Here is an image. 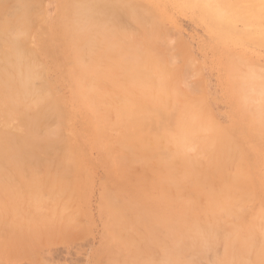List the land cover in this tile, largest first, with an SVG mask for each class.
Here are the masks:
<instances>
[{
    "label": "rangeland",
    "instance_id": "obj_1",
    "mask_svg": "<svg viewBox=\"0 0 264 264\" xmlns=\"http://www.w3.org/2000/svg\"><path fill=\"white\" fill-rule=\"evenodd\" d=\"M7 1H5L4 4L0 2V14L3 11L5 13H2L3 15H0V21H14L16 18L22 16V14L23 17H25L24 19H26V17L30 15L29 19L27 18V20H29L28 24L24 28V32L19 33V37H21L25 41L28 40L26 41L29 42L27 43V47L31 49L35 55L34 62L36 63L37 77L35 76L34 81L36 79L42 80V82L39 81L38 86L39 84L43 83L41 87H46L48 91L55 95L54 97L59 99L62 103V108L64 109L65 113L62 122L57 123L58 121L55 122L54 120H52L53 123L50 122V126L55 131L59 132L60 138L64 139L67 142H70L71 146L75 148V152L72 154L74 155V165L72 167H68L66 170L68 171L69 175L66 173L62 174L61 172L63 177L67 175V177L63 178L64 183L61 179L58 178V176H62L60 172H52V175L49 176V183H54V179L56 178L55 183H62V188H55V192L45 191L46 193H44L48 196H44V200L40 197L37 202H29L28 205L24 208V214L22 213L18 222L20 228H22L23 231H0V264H144L146 262L145 256H138L139 259L141 258L140 260H138V257H134L133 253L130 252L134 251V246L143 243L142 241L150 235L149 230H151L152 225L154 227V224H160V221H169V219H167L168 214H173L174 216H176L177 214L178 216H182V221L185 220L188 222L185 223L184 221V224L186 226L181 225L178 230L177 228H175V231H173L169 235L166 232V229L161 228L160 235L162 237L158 235V241H156V239H152L154 243H151L149 249L150 256L152 259L154 258V261H159L161 259L163 255V244L165 245V242L167 244L171 242V240L167 241L169 236H176L177 238L181 237L183 240H185V237L188 238H186L184 242L182 240V248L183 250L185 249L184 251L182 250L185 254V262H190L191 264H222L221 260L224 258L226 249L228 247L226 245L228 236H230L228 239L232 240L234 229L236 227H239L240 229L242 228V230H244L243 228L247 229L252 225L253 220L256 219L255 217H257L258 219L256 220V224H258L259 226L257 227V230L254 231V233L256 234V240L261 237L259 239V243L261 244V242L264 240V126L260 128L256 124H254L252 120H254L256 109L264 105V100L262 99L261 101V96L258 93H248V82H242V80L248 81L247 78L249 79L251 74L260 75L261 78L255 76L256 79L254 81L255 83L257 82L256 85L258 86L255 87V83L251 86L254 85L253 87H255V90L258 87H264V0H121V2H119L120 0H104L105 2H103V4L105 3L108 5L107 2H109L111 3L109 4L110 7L112 4L113 6L116 5L117 10L118 6H121H119V10L120 8L122 9L120 11H117V13H121L119 16L121 19L117 20L122 22V25L120 24L121 26L125 24L124 27L126 29L123 27L121 28V26L119 27V29L118 27L116 29L115 25H112L113 21H117L113 19H116L117 17H110L111 14H108L109 16L107 17V12L109 13L108 5V9H106V7L104 9L105 11L102 10L100 12L98 11V9H96V12H99L94 13V16H97L98 14L96 18L97 21L93 16L90 21H95H92V24L89 25V29L82 35V41H95V47H92L91 50L84 49V51L81 50L78 52L68 44L63 45L61 43H58L54 48V50H56L54 51L53 49H51L50 53L47 54L44 48L41 46L42 40L54 39L59 36L62 30L64 31L65 36L70 35L69 30H65L63 24L65 16L69 14V0H30V7L32 10L30 9L31 11L26 14H24L25 11L20 8L22 5H18L17 1L14 0L15 2H17V4L12 2L13 0H9V2ZM87 1L92 2L91 0ZM87 1L78 0V3L80 4V6L84 7L85 4H87ZM115 1L116 4H114ZM117 3H119V5ZM9 4L11 5V8L8 7V10H6V6H9ZM208 5L220 7L228 12L227 14L229 16V19L226 15L225 18L226 21H230L231 24L229 25L231 27V30L227 26V22H224V26L219 25L216 22H212L211 15L207 12ZM13 6L15 7L13 8ZM114 7L110 8V10L112 8V10H114L113 15H115ZM129 8L135 9L137 11L136 13L140 14L141 16L143 15L145 17L144 20L147 19L145 23L141 25L142 27L140 26V24L144 22V20L141 21V23H138V21L136 20L135 22L133 18L134 12L131 13V9ZM1 9H3L2 12ZM100 9L101 8H99V10ZM9 10L10 12L13 11V13H9ZM19 13L20 16H18ZM16 15L18 17H16ZM102 15L104 16L103 18L101 17ZM118 15L119 13L117 14V16ZM128 15H131V17H129ZM9 16L10 18L7 19ZM111 19V23H105V20L106 22H110ZM100 21H104V26H98L101 23ZM115 22L113 24H115ZM111 26H114V28H111ZM128 26L131 30L128 29ZM157 29H161V31H163V35L161 36L160 34V38H158V40L156 38L159 36L157 32L160 31ZM154 30L156 35L158 36L153 35ZM117 31L119 33H117ZM122 31L123 34H126L123 35ZM97 36L99 38L95 39V37ZM126 36L128 37L126 38ZM137 36L138 38L136 39ZM130 37H135V39H131ZM128 39H130V41ZM121 41L123 45H121ZM129 42L131 44H129ZM158 42L160 43L159 45H157ZM124 45H126V48ZM114 46L117 47L114 51L118 52V55H115V52H111L110 50L112 47L114 48ZM107 47L110 51L107 50L106 52L105 49H107ZM97 50L99 51V54H97ZM143 51H146L147 58H144L145 55L144 57L141 55L142 53H144ZM147 51L152 52V54L147 53ZM103 52H105L106 54V56L103 55L104 57L101 59L104 63L100 62L101 56H99L101 54H104ZM109 52L110 54L112 53L113 56L107 54ZM133 52H135L136 55H139L138 53L140 52L143 60L147 59L148 61H150V63L147 62V64L145 63L146 61H142L140 63L141 60H139V58L137 59V65L133 66L135 64L134 61H132L133 58L130 60L132 63L129 62L128 59L129 54V57H131L132 54L134 55ZM159 54H164V56H159ZM114 55L116 56V58H114ZM86 58L87 60H84ZM35 60H37V62ZM38 61L41 64V67L37 66ZM110 61L111 65L113 63L112 66L110 65ZM126 61H128L131 66L126 65ZM97 62H99V70L97 67ZM158 62L163 64L158 65ZM95 63L97 64L95 65ZM100 63L105 64V66L102 67ZM108 63L109 65H107ZM120 63L122 66L120 65ZM142 63L145 65L141 66ZM155 65L156 68H153L154 70H150L151 76H149L148 79H144L142 81L136 78L137 80L135 81V79L131 77L133 76V70H138L135 68H139L142 71L148 72V69H150L151 67H155ZM109 66H111L112 68ZM116 66L118 69H120L118 70ZM160 66H162L163 69ZM160 68L162 73L159 70ZM83 74V78L79 77V75L83 76ZM85 75L87 78H85ZM38 80H36V82ZM44 80L46 81V84H44ZM125 81L127 83V86ZM36 82H34L35 86H37ZM92 82L94 84H92ZM166 82L168 84H166ZM97 83L100 87H96L98 86ZM101 84H103V86H101ZM244 84L246 90L242 89ZM160 85H162L163 87ZM48 86L50 89L48 88ZM145 87H148L149 91H151V89L153 88L154 90L152 91H156V95H159L158 93L160 92V89L162 90V88H166V90L163 89L164 99H166L167 102H170L171 100V104H169V102L167 104V106H169L170 108L168 107L166 109V111H168V114L170 115V120L168 122H163L161 118H158V114L160 115L159 106H162L161 108L163 109L165 100L163 99L162 102H159L157 99H155V103L154 101H152L153 97H156L155 93H153L152 91L149 93L148 91H146L147 89ZM174 88L176 90H174ZM81 90H83L84 92H92L94 95L92 97V100L96 97L99 98H96L95 103L92 102V104H90L89 102H86L81 98L82 95L79 93ZM143 91L145 92L142 93ZM176 92L178 95L176 94ZM142 94H145L146 96ZM148 94L152 95V97ZM249 94V99H245L246 95ZM118 95L122 96L120 97ZM124 95H126L127 97H123ZM117 96L120 97L122 101L125 98H128L134 103L139 102L140 105L142 103L149 105L150 107H146L145 105L143 106L145 109L147 108V112L149 111V120H156L153 122L154 124L151 122V124L153 125H150V122L148 120L149 124L147 123V127H139L137 124L131 123L128 120L118 121V116L115 114V111L118 107H120L121 103H119L120 99ZM149 97H151V99H149ZM156 98L159 99L160 96H157ZM262 98H264V94L262 95ZM241 100L243 101L245 108L242 105ZM149 101L152 102V105H154L152 106ZM157 103L159 106H157ZM160 103H163V105H160ZM108 107L109 110L107 109ZM153 107L155 109H153ZM110 108H112L113 110ZM253 111L255 112L252 113ZM193 112L201 115L202 118L199 117V119H202V121H198V123L202 124H199L201 126V131L198 133V135L200 134L198 140L199 142L196 141L198 142V144L196 143L194 148L192 146V148L186 153L187 156L192 160L187 158L188 161H184L183 158H185L186 156H180L181 159L180 157H178V161L177 159L175 160V158H173L178 153L176 150L177 147L174 143H171L174 150L171 149V145L168 144L173 139L168 138V135L165 139L162 138L161 142L163 143L164 140H166L164 142L168 141V143L165 145H167L169 149H166L167 146H165L164 143L162 145L159 144L157 155H155V157L153 155H150L151 161L145 160L149 159L147 158V154H145L144 161L138 160L139 162L137 160L132 161V158H123L127 157V153H124L122 148H120V145L123 142L129 144L134 142L135 140H138V138L141 136L155 138L156 136L160 135L161 124L163 126L167 125L168 131L171 130L170 132L172 133L174 131H177V134H179V131L176 127V122L184 115L186 116L188 114L189 116H191ZM13 114L12 118L13 120L15 119L14 121L10 119L11 117L8 114L0 115V126L13 133L17 132L18 134H21L25 132L24 125L20 119V116H17L18 113L14 115ZM3 115L6 120L4 119ZM158 120H160V122ZM155 122H159V125H155ZM168 124L171 126L174 124V126H172L173 129L169 128ZM203 125L205 126L203 127ZM56 126H60L63 130L60 127V129L57 128ZM55 127L60 131H58ZM62 131H65L64 134ZM216 133L219 136L222 133L229 134L232 142L228 145L231 146H228V148L220 147L221 141L218 139V137H216ZM175 134L173 133L174 137L177 136V134L176 136ZM206 137L217 138L216 140L218 142H215L214 140L213 144L207 145L208 150L209 148H211L210 151L213 150L214 147L215 150L213 151L216 152L217 150H219L218 152H216L217 154H215V152L213 153L212 151L209 152V154H207L208 151L206 153L202 152L206 150H203L204 148H202L201 145L202 143L207 141L208 138L206 139ZM200 138L202 139V141L204 139L206 140L204 142H200ZM82 142L85 144H82ZM200 145L201 147H199ZM60 147L61 146L59 145L58 148L60 149ZM58 148L56 149L59 150ZM199 148L201 149L200 151L197 150ZM240 148L243 149L244 154L242 153V150L240 151ZM56 151H53V153L48 156L43 155L42 157L62 156L60 155L62 154L61 151H57V154ZM222 151L224 152L225 156L223 155ZM227 151L229 154H227ZM236 152L239 154L238 156H235ZM159 153L163 158H161ZM190 153H193L192 156L190 155ZM210 153L212 154V157L214 156V159H210ZM231 153L232 156L230 157ZM172 154H174V156H172ZM204 154H207L206 157L204 156ZM158 155L160 160L158 158ZM129 156L131 157L130 154L128 155V157ZM164 157H166V159ZM220 157L224 161L221 159L222 161L219 163ZM122 158L123 160H120ZM172 158L176 161V163L174 161L170 162L173 160ZM153 159L155 160V163L154 161H152ZM164 159L167 163L164 162ZM225 159H229L228 161L226 160L229 163H227ZM190 160L192 162L194 160L197 161L195 162L197 164L192 165L194 162L192 163ZM212 160L213 163L211 162ZM237 160H242V164L240 165V161L237 162ZM147 161L149 162L147 163ZM217 161L219 164L217 163ZM144 162L146 163V165ZM152 162L155 164V166L157 165L156 168L154 166H151ZM162 162H164V167L161 166ZM225 162L227 163V169L223 168L225 167V165H222L223 163L225 164ZM236 162L238 163V165ZM172 163L178 168L172 165ZM209 163L211 166L209 165ZM217 164L220 168L216 167ZM134 165H136L137 169ZM168 165L169 168L172 167L174 171H176L177 169L178 170L176 172H173L172 168H167ZM182 165L189 169H184ZM197 165L200 169L197 167ZM213 165L216 168H219L217 170L214 167V173L212 172L214 170ZM190 166L193 167L191 168ZM194 166H196L199 171ZM182 167L186 172L182 169ZM228 167L230 170L228 169ZM194 168L196 169V172L198 171V173L194 171ZM73 169L76 171L74 172ZM191 169H194V172L192 171L194 174H200V172L202 171V173L206 172L207 175L206 173H203L204 175L200 174L202 175V178H200L201 176L198 175L200 179L197 175H194L195 177L193 176L192 178L191 176L193 175V173H189V170L191 171ZM69 170L70 172H72V174H70ZM206 170L210 171L207 172ZM220 170H226L224 171V175H222V171ZM244 170L246 172H244ZM78 171L81 175L78 173ZM187 173L188 175L186 176ZM48 174L49 173L44 171V169H41L39 171V175L45 176V178L48 176ZM56 174L58 175L57 177H55ZM225 174L227 176H225ZM235 174H239L240 176H236ZM208 176L210 179V185L208 184L209 182L207 183L209 179L206 181ZM223 176H225V178L227 177L226 179L223 178L224 180H226L225 182L227 184L228 179L229 183H232V187L239 185L240 189L239 187H236L235 189L229 188L230 184H228L227 188L224 186L226 185V183H223L222 187L224 186L227 191L229 190V193H232L234 197L232 198L231 194H225L223 191L222 196H228L227 200H229L226 201L228 202V204L224 203L223 205H220V207L215 206L214 209V207L208 204L207 200L209 199L206 200V197L208 198L209 195L207 193L205 194L204 190H210L211 188L209 186H211L215 192V195H221L220 193L224 189L221 190L219 186L221 185L220 180L223 181ZM236 177H238V179ZM194 178L196 181L193 180ZM197 178L201 180L200 184L204 182V186L203 183L202 185L198 184L199 181L197 180ZM232 178L237 180L235 181ZM168 179H173V183ZM187 180L189 182H187ZM176 181L179 183H177ZM235 182L238 183V185ZM233 183L236 185H234ZM67 184H69V189H73L69 190V192L67 189L68 193L65 190ZM207 184L209 188L205 186ZM147 185L149 186L145 187ZM148 188L149 190H146ZM60 189L62 190L61 192H63V194L64 191L65 195L67 193L66 197L65 195H60ZM173 189L174 191H172ZM215 189H218L220 193ZM247 189L250 190L248 191ZM213 190H211L212 195H214L212 193ZM235 190L238 192H235ZM241 191H243L244 194ZM250 191L251 193H249ZM108 192H111L113 194L115 199L113 197L112 198L115 200V203L118 206L121 204L125 208V217L128 223L136 219V217H134L136 209L133 210V208L130 207V204L132 203L139 210L148 211L151 214L152 218H144L143 222L134 225L136 227L138 226L137 229L136 227L135 229H129L130 233L128 232L129 230H125V228L123 227L115 229L116 226L114 225H116L117 220L116 215L113 214V210L111 209L107 201ZM178 192L179 194H176ZM216 192L219 194H216ZM234 192L235 194H233ZM238 196L241 198L243 197L244 201H246L244 204V208H242L243 201H241L240 198L239 201V199H237ZM71 198L73 200H71ZM235 198L239 201V203L235 200ZM230 199L232 201H230ZM187 200H189V202ZM240 204H242V207H240ZM40 205L42 207H38ZM172 205L174 206L172 207ZM208 205L211 206V208H209ZM36 207L38 209H35ZM210 209H214V211L212 212ZM210 211L213 213V215L212 213L210 214ZM223 212L225 214H223ZM238 213L243 214L240 216L239 220L236 216V214ZM259 213H262V215H260ZM25 215H27V218L25 217ZM204 215L206 218L204 217ZM258 215H260V217ZM55 216H57L56 219ZM23 217L25 218L23 219ZM197 217L201 218V220H197ZM43 219L45 221H42ZM181 219H179L178 221H180ZM194 219H196L197 221ZM202 219L205 222H203ZM192 222H194V224ZM202 222L204 224L206 223V225L208 224V227H211V225L218 227L214 228L218 229V231H216V239L212 241L214 246L213 250L208 251L204 254L198 251V243L196 242L193 244L194 238L189 237L190 233L188 232L191 230L193 231L192 227L194 225L198 224L204 226ZM188 224H191L193 226L190 227L191 225L189 226ZM185 227L191 228H187V232L189 234L186 232ZM6 229L9 230V228ZM167 231L169 230L167 229ZM259 240H257L256 242L258 243ZM156 242L159 243H157L156 245ZM190 247L191 250H189ZM192 248L195 249V251H193ZM247 261L250 262V264H253L254 256L249 255ZM237 263L234 262V264Z\"/></svg>",
    "mask_w": 264,
    "mask_h": 264
},
{
    "label": "bare ground",
    "instance_id": "obj_2",
    "mask_svg": "<svg viewBox=\"0 0 264 264\" xmlns=\"http://www.w3.org/2000/svg\"><path fill=\"white\" fill-rule=\"evenodd\" d=\"M4 1V2H3ZM5 1H7V0H0V2L2 3V4H4L5 3ZM12 1V0H11ZM15 1H17L18 2V5H22L20 8L23 10V11H25V13L24 14H26V13H28V12H30L32 9H31V5H30V0H15ZM14 0L12 1V2H14V3H16L17 4V2H15ZM85 1H87V0H85ZM92 2H90V1H87V4H85V6L84 7H82V6H80V4L78 3V0H69V5H68V12H69V14L67 15V16H65V20H63V24H64V29L65 30H69V36H65V33H64V31L62 30L61 31V33L59 34V36H57L56 38H54V39H49V40H42L41 41V46L44 48V50L46 51V54L47 53H50V51H51V49H53L54 50V48L57 46V44L58 43H61V44H63V45H66V44H68L69 46H71V47H73L74 49H75V51H84V49H87V50H91V48L92 47H95L96 46V42L95 41H92V40H86V41H82V35L84 34V33H86V31L89 29V25L90 24H92V21H97V16H98V14H97V16L95 15L94 16V13H97L98 11H105L104 9L109 5V4H111V3H109V2H107L108 3V5L107 4H103V2H105L104 0H91ZM109 1H111V0H109ZM7 2H9V0L7 1ZM79 2H82V1H79ZM90 2V3H89ZM118 2V1H117ZM119 2H121V0L119 1ZM130 2V1H129ZM0 3V4H1ZM8 4V3H7ZM11 4V3H10ZM9 4V6H6V10H8V7L9 8H11L10 6L12 5H10ZM33 4V3H32ZM114 4H116V1H115V3ZM118 5H119V3H117ZM125 5V4H124ZM39 6V5H38ZM103 6H105V7H103ZM115 6V7H114ZM113 6V4L111 5V7H114L115 8V15H113L114 13H113V11L114 10H110V5H109V13L107 12V17L110 15V17H113V18H116V19H113V20H117V19H121L119 16H120V12H118L119 13V15L117 16V11L119 10V6H118V10L116 9V5H114ZM15 6H13V8H14ZM121 7V6H120ZM99 8H101L100 10H99ZM124 8V7H123ZM133 8V7H132ZM21 9H19V10H21ZM31 9V10H30ZM96 9H98V11L96 12ZM106 9H108V7L106 8ZM122 8H120V10H121ZM129 9H131V8H129ZM128 9V10H129ZM5 10V9H4ZM14 10V9H13ZM119 10V11H120ZM3 11V9H1V12ZM111 11V12H110ZM6 12H8V11H6ZM130 12L131 13H133L134 12V15H133V18H134V21L136 20V21H138V23H141V21H143L144 19H145V17L142 15H140V14H138V13H136L137 11L135 10V9H131L130 10ZM207 12L211 15V19H212V22H216L217 24H219V25H223L224 26V22H227L226 24H227V26L229 27V29L231 30V27H230V25L229 24H231L230 23V21H226V18H225V15L228 17V19H229V16H228V12L225 10V9H222V8H220V7H215V6H210V5H208V8H207ZM2 13H4V11L2 12ZM1 13V14H2ZM9 13H13V11H11L10 12V10H9ZM23 13V12H22ZM99 13V12H98ZM0 14V15H1ZM5 14V13H4ZM30 14V13H29ZM28 14V15H29ZM105 14V13H104ZM109 14V15H108ZM130 14V13H129ZM143 14H144V12H143ZM3 15V14H2ZM7 15V14H6ZM12 15V14H11ZM37 15V14H36ZM8 16V15H7ZM14 16V15H13ZM12 16V17H13ZM18 16H20V13L18 14ZM17 15H16V17H18ZM26 16V15H25ZM30 16V15H29ZM29 16L28 17H26V19H24L25 17H23V14H22V16H20L19 18H16L14 21H12V20H6V21H0V115H2V114H8L11 118L10 119H12L13 120V116H12V114L14 113V114H16V113H18L17 114V116H20V119H21V121L23 122V125H24V129H25V132H23V133H21V134H18L17 132L16 133H13V132H10L9 130H7V129H4L3 127H1L0 126V231H23L22 230V228H20V225L18 224V222H19V219H20V217H21V215H22V213L24 214V212H23V210H24V208L28 205V203L29 202H32V203H34V202H37L38 200H39V198L41 197V198H43L44 196H46L47 194H45L46 192L45 191H48V192H53L54 191V189L55 188H58V187H61L62 188V186L63 185H61L62 183H60V184H58V182L57 183H55V181H56V178L54 179V183H49V176L50 175H52L51 173L52 172H54V173H56V172H60V174H61V172H62V174H68L69 175V173H68V171H66L67 170V168L68 167H72L73 165H74V158H73V156L74 155H72L75 151H74V147H72L71 146V144H70V142H67V141H65L64 139H62V138H60V136H59V132H57V131H55L54 129H52L51 128V126H50V122L51 123H53L52 122V120H54L55 122L56 121H58L57 123H61L62 122V120H63V118H64V115H65V113H64V109L62 108V103H61V101L59 100V99H57L56 97H54L55 95H53L52 93H50L49 91H48V89L46 88V87H41V85L43 84V83H41L42 82V80H38V79H36V80H38L37 82H36V80L34 81V79H35V76L37 77V75H36V63L34 62V58H35V55H34V53H33V51L31 50V49H29L28 47H27V43H29V42H26V41H28V40H24V39H22L21 37H19V33L21 32V33H23L24 31V28L27 26V24H28V21L29 20H27V18L29 19ZM93 16L95 17L94 19L95 20H92V21H90L92 18H93ZM129 16V15H128ZM2 17V16H1ZM102 18L104 17L103 15L101 16ZM109 17V18H110ZM129 17H131V15L129 16ZM10 18V16L7 18V19H9ZM14 18V17H13ZM36 18V17H35ZM112 19L110 20V22L108 21V22H106V20H105V23H111L112 22ZM147 20V19H146ZM146 20H144V22H142L141 24H140V26L143 24V23H145V21ZM8 21V22H7ZM135 21V22H136ZM32 22V21H31ZM101 23H102V25H101V23H100V25H98V26H104V21H100ZM115 21H113V23H114ZM112 23V25H115V28L117 29V27H118V29H119V27L122 25V22L121 21H119V20H117L116 22H115V24H113ZM117 23V24H116ZM119 24V25H118ZM121 24V25H120ZM161 24V23H160ZM31 25H32V23H31ZM128 25V24H127ZM106 26V25H105ZM107 26H108V24H107ZM125 26V24L123 25V26H121V28L123 27V28H125L124 27ZM155 26H156V24H155ZM114 28V26H111V28ZM129 27V26H128ZM142 27V26H141ZM33 28V27H32ZM160 28H162V27H160ZM110 29V28H109ZM116 29H115V31H116ZM126 29V28H125ZM128 29H130V27L128 28ZM31 30V29H30ZM29 30V31H30ZM131 30V29H130ZM130 30H128V31H130ZM157 30H159V29H157ZM157 30H156V32H157ZM113 31V30H112ZM160 32H157V34L159 35H156V33H155V30H154V34L153 35H155V36H158V37H156L157 38V40H158V38H160V34H161V36L163 35V31H161V29L159 30ZM121 32V31H120ZM127 32V31H126ZM134 32V31H133ZM132 32V33H133ZM117 33H119L118 31H117ZM137 33V32H136ZM102 34V33H101ZM122 34H123V31H122ZM126 34V33H125ZM125 34H123V35H125ZM135 35V34H134ZM21 36V35H20ZM116 36V35H115ZM129 36V35H128ZM128 36H126V38L128 37ZM154 36V37H155ZM166 37V36H165ZM24 38H26V37H24ZM96 38H99L98 36L97 37H95V39ZM131 38V37H130ZM134 39H135V37H133ZM133 38H131V39H133ZM138 38V36L136 37V39ZM122 39H125V38H122ZM140 39V38H139ZM120 40V39H119ZM129 41H130V39H128ZM141 40V39H140ZM161 40V39H160ZM117 41V40H116ZM133 42V41H132ZM142 42V41H141ZM143 42H144V40H143ZM160 42V41H159ZM157 43V45H159L160 43ZM119 43H120V41H119ZM121 43H122V41H121ZM155 43V42H154ZM117 44V43H116ZM115 44V45H116ZM129 44H131L130 42H129ZM142 44V43H141ZM104 45V44H103ZM121 45H123V43L121 44ZM148 45V44H147ZM147 45H146V47H147ZM153 45V44H152ZM125 46V48H126V45H124ZM109 47V46H108ZM108 47H107V49H105V51L107 52V50H109L108 49ZM132 47V46H131ZM150 47V46H149ZM59 48V47H58ZM57 48V49H58ZM99 48H101V47H99ZM115 48H117V47H115L114 46V48L112 47L110 50H111V52L112 51H114L115 50ZM124 48V47H123ZM120 49H121V47H120ZM154 49H155V47H154ZM175 49V48H174ZM56 50V49H55ZM54 50V51H55ZM99 50V49H98ZM97 50V54H99V51ZM109 50V51H110ZM123 50V49H122ZM125 50V49H124ZM144 50V49H143ZM147 50V49H146ZM149 50H151V49H149ZM115 52V51H114ZM136 52V51H135ZM135 52H133L134 53V55L132 54L131 55V57H129L130 56V54H129V56H128V59H129V62H131L130 60L132 59V61H134V65L133 66H135V65H137V59H139V60H141L140 61V63L142 62V61H146L145 63H150V61H148L147 59L145 60H143V58H142V56L144 57V55H145V57L144 58H147V56H146V51H143L144 53H138L139 55H136L135 54ZM157 52V51H156ZM171 52V51H170ZM60 53V52H59ZM104 54H101V55H99V56H101L100 57V60L104 57L103 55H105L106 56V54H105V52H103ZM119 53H120V50H119ZM130 53V52H129ZM147 53H151L152 54V52H148L147 51ZM107 54H110V52L109 53H107ZM123 54V53H122ZM56 55V54H55ZM57 55H59V54H57ZM110 55H112V53L110 54ZM115 55H118V52H115ZM114 55V56H115ZM120 55V54H119ZM95 56V55H94ZM113 56V55H112ZM122 56V55H121ZM159 56H164V54H159ZM62 57V56H61ZM92 57V56H91ZM114 58H116V56L114 57ZM125 58H127V57H125ZM142 58V59H141ZM157 58H158V56H157ZM164 58V57H163ZM162 58V59H163ZM171 58V57H170ZM94 59V58H93ZM127 59V60H128ZM150 59V58H149ZM84 60H87V58L86 59H84ZM92 60V59H91ZM97 60V59H96ZM99 60V61H100ZM135 60H136V62H135ZM164 60V59H163ZM168 60V59H167ZM166 60V61H167ZM36 62H37V60H35ZM109 61V60H108ZM154 61V60H153ZM92 62V61H91ZM100 62H103L102 60L100 61ZM98 63V65H97V67H98V70H99V62H97ZM97 63H95V65L97 64ZM104 63V62H103ZM103 63H100V65L103 67V66H105V64H103ZM106 63H107V60H106ZM126 63V65H130L129 63H128V61H126L125 62ZM128 63V64H127ZM132 63V62H131ZM147 63V64H148ZM40 63H39V61H38V63H37V66H39V67H41V64L39 65ZM63 64V63H62ZM103 64V65H102ZM146 64V65H147ZM163 64V63H162ZM161 63H159L158 62V65H162ZM107 65H109V63L107 64ZM110 65H111V61H110ZM112 65H113V63H112ZM111 65V66H112ZM120 65H121V63H120ZM143 65H145V64H141V66H143ZM111 66H109V67H111ZM115 66V65H114ZM122 66V65H121ZM131 66V65H130ZM168 66V65H167ZM167 66H165V67H167ZM38 67V68H39ZM148 67V66H147ZM151 67V66H150ZM161 68H162V66H160ZM112 68V67H111ZM114 68V67H113ZM116 68H117V66H116ZM155 69L156 68V65H155V67H151L150 69H148V72L147 71H142L141 69H139V68H135V69H138L137 71H134L133 70V76H131V77H133L134 79H135V81L138 79V80H144V79H148V77L149 76H151V73H150V70L151 69ZM161 68L159 69L160 70V72L162 73V71H161ZM118 69V68H117ZM120 69V68H119ZM118 69V70H119ZM153 69V70H154ZM163 69V68H162ZM165 69V68H164ZM152 70V71H153ZM156 70H158V69H156ZM169 70V69H168ZM172 70V69H171ZM170 70V71H171ZM175 70V69H174ZM164 71V70H163ZM190 71V70H189ZM166 72V71H165ZM174 72V71H173ZM117 73V72H116ZM118 74V73H117ZM153 75V74H152ZM155 75V74H154ZM179 76V75H178ZM255 76H257V77H259V78H261V76L260 75H253V74H251L250 75V77H249V79L247 78V80L248 81H243L242 80V82H248V85L247 86H249V88H247V92L248 93H250V92H254V93H258L260 96H261V101H262V99L264 100V98H262V95L264 94L263 92H264V87H258L256 90H255V87H257L258 85H256V83L254 82L255 81V79H256V77ZM79 77H81V78H83L84 77V74H83V76H81V75H79ZM85 78H87L86 77V75H85ZM127 78H128V76H127ZM130 78V77H129ZM137 78V79H136ZM169 78V77H168ZM179 78V77H178ZM246 78H245V80H246ZM94 80V79H93ZM128 80H130V79H128ZM153 80V79H152ZM182 80V79H181ZM39 81H41L40 83L41 84H39V86H38V83H39ZM92 81V80H91ZM95 81V80H94ZM154 81H156V80H154ZM180 81V80H179ZM178 81V82H179ZM34 82H36V84H37V86H35V84H34ZM43 82H45L44 84H46V81L44 80ZM97 82V81H96ZM99 82V81H98ZM104 83V82H103ZM107 83V82H106ZM125 83H126V81H125ZM137 83H139V82H137ZM148 83H149V81H148ZM169 83H171V82H169ZM255 83V87H253V86H251L252 84H254ZM92 84H94L93 82H92ZM96 84V83H95ZM164 84V83H163ZM166 84H168L167 82H166ZM247 84V83H246ZM48 85V84H47ZM97 85H98V83H97ZM147 85V84H146ZM150 85H151V83H150ZM165 85V84H164ZM94 86V85H93ZM101 86H103V84H101ZM106 86V85H105ZM124 86H125V84H124ZM126 86H127V83H126ZM136 86V85H135ZM144 86V85H143ZM160 86H162V85H160ZM170 86H171V84H170ZM39 87H41V88H39ZM96 87H100L99 85L98 86H96ZM150 87V86H149ZM163 87V86H162ZM175 87V86H174ZM177 87V86H176ZM241 87H242V85H241ZM48 88H49V86H48ZM107 88H108V86H107ZM106 88V89H107ZM146 88V87H145ZM151 88V87H150ZM149 88V89H150ZM157 88V87H156ZM168 88V87H167ZM246 87H245V84H244V86L242 87V89H245ZM50 89V88H49ZM147 90L146 91H148L149 93L152 91V90H154L153 88L151 89V91H149L148 90V87L146 88ZM163 89L164 90H166V88H162V90L160 89L159 91V95H156V91H152L153 93H155V96L157 97V96H160V98L158 99V98H156V97H153V100L152 101H154L155 99H157L159 102H162L163 101V99H164V94H163ZM170 90V89H169ZM168 90V91H169ZM174 90H176L175 88H174ZM246 90V89H245ZM110 91H111V89H110ZM162 91V92H161ZM135 92V91H134ZM145 91H143L142 93H144ZM81 95H82V99L83 100H85L86 102H89L90 104H92V102L93 103H95V101H96V98H94L93 100H92V97L94 96L93 95V93L92 92H84L83 90H81L80 92H79ZM180 93V92H179ZM137 94V93H136ZM152 94V93H151ZM171 94V93H170ZM174 94V93H173ZM176 94H177V92H176ZM175 94V95H176ZM181 94V93H180ZM105 95V94H104ZM109 95V94H108ZM142 95H144V96H146L145 94H142ZM149 95V94H148ZM147 95V96H148ZM167 95V94H166ZM168 95H169V92H168ZM178 95V94H177ZM251 95H252V93H251ZM255 95V94H254ZM106 96V95H105ZM116 96V95H115ZM114 96V97H115ZM118 96H122V95H118ZM117 96V97H118ZM149 96H151L152 97V95H149ZM248 96H250V94L249 95H246V98L245 99H249V97ZM120 97H118L119 99H120V101H119V103H121V105H120V107H118L117 109H116V111H115V114L118 116L117 117V120L118 121H130L131 123H135V124H137L139 127H141V126H143V127H147V123L149 124V122H150V125H153L154 123V121H156V120H152V121H150L149 120V116L150 115H148V112L146 111V109L144 108V106L143 105H145L146 107H148L149 105H146V104H139V102H133V101H131L130 99H128V98H125L123 101L121 100V98ZM123 97H127L126 95H124ZM151 97H149V99H151ZM166 97V96H165ZM99 98V97H98ZM97 98V99H98ZM254 98H255V96H254ZM167 99H168V97H167ZM244 99V98H243ZM251 99V98H250ZM253 99V98H252ZM259 99V98H258ZM257 99V100H258ZM112 100V99H111ZM118 100V99H117ZM165 100V104L163 105V103H160V105H163V109L158 105V103H157V106H159V111H160V115L158 114V118H161L162 120H163V122H168L169 120H170V115L168 114V111H166V109L169 107V106H167V104H168V102H167V100L166 99H164ZM170 100V99H169ZM125 101V102H124ZM174 101V100H173ZM248 101V100H247ZM256 101V100H255ZM150 102V101H149ZM155 102V101H154ZM170 102H171V100H170ZM169 102V104H171ZM264 102V101H263ZM263 102H261V103H263ZM151 103V105H152V102H150ZM156 103V102H155ZM175 103V102H174ZM241 103H242V105L244 106V108H245V105H244V103H243V101L241 100ZM260 103V102H259ZM149 104V103H148ZM257 104H258V102H257ZM108 105H109V103H108ZM154 105V104H153ZM152 105V106H153ZM178 105V104H177ZM177 105H176V107H177ZM247 105V104H246ZM66 106V105H65ZM174 106V105H173ZM67 107V106H66ZM112 107V106H111ZM150 107V106H149ZM152 108V107H151ZM150 108V109H151ZM170 108V107H169ZM172 108V107H171ZM108 110H109V107L107 108ZM106 109V110H107ZM110 109H112V108H110ZM153 109H155L154 107H153ZM156 109H158V108H156ZM175 109V108H174ZM108 110H107V112H108ZM113 110V109H112ZM149 110V109H148ZM174 111V110H173ZM198 111H200V110H198ZM156 112V111H155ZM255 111H253L252 113H254ZM109 113V112H108ZM113 113V112H112ZM111 113V114H112ZM153 113V112H152ZM251 113V114H252ZM13 114V115H14ZM175 114V113H174ZM176 115V114H175ZM174 115V116H175ZM188 115V114H187ZM182 116V118H180V119H178V121L176 122V127H177V129H178V131H179V134H177L178 132L176 131H174V130H172V131H174L173 133L175 134H177V136H176V134H175V136L176 137H174L173 136V133L172 132H170V131H168L167 130V125H160V135H158V136H156L155 138L154 137H146V136H141V137H139L138 138V140H135L134 142H132V143H129V144H127L126 142H123L121 145H120V148H122V150L124 151V153H127V157H123V158H127V159H129V158H132L133 160L132 161H138V160H143L144 161V159H145V154H147V158H149V159H145V160H150V157L153 155L154 157H155V155H157V149H159V144H163L164 143V145L165 144H167L168 143V141L167 142H164V141H166V140H164L166 137H167V135L169 136L168 138H170V139H173V140H171L170 141V143L168 144V145H171V143L173 144H175V146L177 147V154H176V156L175 157H173V158H175V160L177 159V161H178V157H180V156H182V157H184V156H186L185 158H183V160L184 161H188V159L187 158H189L188 156H187V151L188 150H190L191 148H192V146H193V148H194V146L196 145V143L198 144V140H199V135H198V133L201 131V126L199 125V124H202V123H198V121H202V119L200 120L199 119V117H201V115L199 114H196L195 112H193V114H191V116ZM7 116V115H6ZM17 116H14V117H17ZM72 116V115H71ZM157 116V115H156ZM156 116H154V117H156ZM160 116V117H159ZM253 116V115H252ZM3 117H4V115H3ZM151 117H152V115H151ZM150 117V118H151ZM198 117V118H197ZM202 118V117H201ZM4 119L6 120V118L4 117ZM10 119H9V121H10ZM68 119V118H67ZM110 119H113V118H110ZM157 119V118H156ZM172 119V118H171ZM7 120H8V118H7ZM15 120V119H14ZM13 120V121H14ZM148 120H149V122H148ZM204 120V119H203ZM79 121V120H78ZM159 122H160V120H158ZM253 122H254V124H256L258 127H260V128H262L263 126H264V105H262L260 108H257L256 109V112H255V114H254V120H252ZM151 122L153 123V124H151ZM158 122V123H159ZM108 123V122H107ZM158 123H156L155 122V125L156 124H158ZM13 124V123H12ZM90 124V123H89ZM207 124V123H206ZM53 125V124H52ZM159 125V124H158ZM157 125V126H158ZM169 125V124H168ZM213 125V124H212ZM172 126H174V124L172 125ZM172 126L171 125H169V128H172ZM205 125H203V127H204ZM57 127V126H56ZM55 127V128H56ZM60 127V126H59ZM59 127H57V128H59ZM72 127V126H71ZM93 127V126H92ZM56 128V129H57ZM61 128V127H60ZM59 128V129H60ZM63 128H65V127H63ZM62 129V128H61ZM94 129V128H93ZM147 129H149V128H147ZM173 129V128H172ZM213 129V128H212ZM216 129V128H215ZM58 130V129H57ZM63 130V129H62ZM218 130V129H217ZM217 130H215V131H217ZM58 131H60V130H58ZM215 131H214V133H215ZM63 132V131H62ZM65 132V131H64ZM64 132H63V134H64ZM61 133V132H60ZM172 133V134H171ZM221 133V132H220ZM63 134H62V136H63ZM71 134V133H70ZM77 135V134H76ZM170 135H171V137H170ZM78 136V135H77ZM173 136V137H172ZM210 136V135H209ZM65 137V136H64ZM216 137H218V139L221 141V146L220 147H222V148H228V146H231V145H228V144H230L231 142H232V139H231V137H230V135L229 134H227V133H222L220 136L216 133ZM216 137H211L212 138V140H211V138H209V137H206V139H207V141L206 142H204L206 139H204L203 141H202V139H201V141L200 142H204V143H202L201 145H202V148H204L203 150H205V151H202L203 153H206L207 151V154H209V152H215V151H213V150H215V147L213 148V150H211L210 151V149L211 148H209V150L207 149V145H209V144H213V142H214V140H215V142L217 141L216 139ZM162 138H164L163 140V143L161 142V139ZM167 138V139H168ZM196 141H198V142H196ZM79 142V141H78ZM160 142V143H159ZM218 142V141H217ZM233 142H235V141H233ZM194 143V144H193ZM82 144H85V143H83L82 142ZM218 144V143H217ZM234 144H236V143H234ZM61 146L60 147V149L58 148V146ZM201 145L199 146V147H201ZM233 145V144H232ZM74 146H75V144H74ZM84 146V145H83ZM165 146H167V145H165ZM173 145H171V149H173V147H172ZM214 146H215V143H214ZM163 147V146H162ZM217 147V146H216ZM220 147H219V149H220ZM56 148H58L59 150H57ZM84 148H86V147H84ZM83 148V149H84ZM238 148V147H237ZM241 148H242V146H241ZM240 148V151L242 150V153L244 154V152H243V149H241ZM247 148V147H246ZM162 149V148H161ZM166 149H169L168 148V146H167V148ZM218 149V148H217ZM61 151L62 152V154H60V155H62V156H60V157H42L43 155L44 156H48V155H50V154H52L53 153V151ZM174 150V149H173ZM172 150V151H173ZM197 150H201L200 148L199 149H197ZM57 151H56V154H57ZM160 151V150H159ZM219 150H217L216 152H218ZM129 152V153H128ZM162 152V151H161ZM215 152V154H217ZM223 152V151H222ZM233 152H234V150H233ZM252 152V151H251ZM55 153V152H54ZM135 154V158H134V154ZM148 153H149V156H148ZM219 153H221V152H219ZM219 153H218V157H219ZM131 155V157L129 156L128 157V155ZM160 154V153H159ZM193 154V153H192ZM192 154L190 153V155L192 156ZM206 154V155H207ZM227 154H229L228 153V151H227ZM241 154V153H240ZM120 155V154H119ZM151 155V156H150ZM168 155V154H167ZM206 155L204 154V156L206 157ZM222 155V154H221ZM223 155L225 156V154H224V152H223ZM238 156L239 154L236 152V154H235V156ZM53 156H56V155H53ZM82 156V155H81ZM123 156V155H122ZM160 156H161V154H160ZM172 156H174V154H172ZM210 156L212 157V154L210 153ZM224 156H222V157H224ZM232 156V153H231V155H230V157ZM242 156V155H241ZM199 157V156H198ZM210 157V159H214L213 157L211 158ZM216 157H217V155H216ZM227 157V156H226ZM229 157V156H228ZM229 157V158H230ZM240 157V156H239ZM119 158V157H118ZM123 158L122 159H120V160H123ZM153 158V157H152ZM151 158V159H152ZM158 158H159V155H158ZM158 158H157V160H158ZM161 158H163L162 156H161ZM165 159H166V157H164ZM172 158V159H173ZM76 159V158H75ZM156 159V158H155ZM165 159H164V162H166L165 161ZM171 159V160H172ZM180 159H181V157H180ZM189 159H191V158H189ZM198 159V158H197ZM202 159V158H201ZM217 159V158H216ZM222 158L220 157V160H219V163L223 160H221ZM238 159V158H237ZM159 160H160V158H159ZM174 159L172 160V161H170V160H168V161H170V162H175L176 163V161H175ZM192 160V159H191ZM190 160V161H191ZM227 159H225V161H226ZM229 160V159H228ZM227 160V161H228ZM235 160V159H234ZM131 161V162H132ZM151 161V160H150ZM152 161H154V163H155V160L153 159ZM162 161H163V159H162ZM202 161V160H201ZM215 161V160H214ZM224 161V160H223ZM226 161V162H227ZM240 161V165L242 164V160H239ZM238 160H237V162H239ZM126 162H127V160H126ZM130 162V161H129ZM139 162V161H138ZM137 162V163H138ZM149 161H147V163H148ZM164 162H162V164H161V166H163L164 167ZM192 162V161H191ZM194 162V163H193ZM192 163V165H195V164H197V163H195V162H197V161H193ZM212 163H213V160L211 161ZM225 162V164L223 163L222 165L224 166L225 165V167H223V168H225V169H227V163H229V162H227L226 163ZM236 162V163H237ZM145 163V162H144ZM153 162L151 163V166H154L155 168H156V166H155V164H154ZM167 163V162H166ZM203 163V162H202ZM217 163H218V161H217ZM218 163V164H219ZM124 164V163H123ZM131 164V163H130ZM140 164V163H139ZM138 164V165H139ZM159 164H160V161H159ZM170 164V163H169ZM183 164V163H182ZM188 164H191V163H188ZM217 164V166L216 167H219V165ZM231 164V163H230ZM137 165V166H138ZM145 165H146V163H145ZM172 165H174L173 163H172ZM171 165V166H172ZM203 165V164H202ZM201 165V166H202ZM209 165H210V163H209ZM237 165H238V163H237ZM240 165H239V167H240ZM135 166V168H136V165H134ZM174 166H176V165H174ZM183 166V165H182ZM211 166V165H210ZM220 166H221V164H220ZM177 167V166H176ZM184 167V166H183ZM183 167H182V169H183ZM191 167V166H190ZM193 167V166H192ZM191 167V168H192ZM194 167H196V166H194ZM197 167H198V165H197ZM196 167V169H198ZM203 167V166H202ZM214 165H213V169H214ZM215 167V169H219V168H216ZM221 167V168H222ZM231 167H232V165H231ZM54 168H55V171H54ZM146 168V167H145ZM166 168V167H165ZM167 168H169V165H168V167ZM166 168V169H167ZM170 168H172V167H170ZM169 168V169H170ZM178 168V167H177ZM176 168V169H177ZM180 168V167H179ZM189 169V168H187V167H184V169ZM234 168V167H233ZM236 168V167H235ZM238 168V167H237ZM43 170L44 169V171H46V172H48L49 174H48V176L45 178V176H42V175H39V171L40 170ZM81 169V168H80ZM137 169V168H136ZM136 169H133V170H136ZM162 169V168H161ZM173 169V168H172ZM181 169V170H182ZM183 169V170H184ZM195 169V168H194ZM194 169H191V171L189 170V173L190 172H192ZM196 169L194 170L195 172H196ZM200 169V168H199ZM199 169H198V171H199ZM215 169L212 171L213 173H214V171H215ZM228 169H229V167H228ZM243 169H244V167H243ZM246 169V168H245ZM74 170V169H73ZM155 170V169H154ZM178 170V169H177ZM176 170V171H177ZM202 170V169H201ZM200 170V171H201ZM230 170V169H229ZM235 170V169H234ZM239 170H240V168H239ZM242 170V169H241ZM76 170H74V172H75ZM129 171V170H128ZM131 171V170H130ZM176 171H174V169H173V172H176ZM180 171V170H179ZM178 171V172H179ZM185 171V170H184ZM193 171V172H194ZM198 171L196 172V173H198ZM207 171V170H206ZM208 171H210V170H208ZM207 171V172H208ZM220 171H222L221 173H222V175H224V171H226V170H220ZM219 171V172H220ZM243 171V170H242ZM42 172V171H41ZM64 172V173H63ZM69 172H70V170H69ZM148 172V171H147ZM156 172V171H155ZM169 172H171V171H169ZM186 172V171H185ZM192 172V173H193ZM211 172V173H212ZM228 172V171H227ZM233 172V171H232ZM244 172H246L245 170H244ZM44 173V172H43ZM78 173H79V171H78ZM140 173V172H139ZM194 174L193 173V175L191 176L192 178H193V176L195 175H200V174H203L202 173V171L200 172V174ZM206 173V172H205ZM204 173V174H205ZM216 173V172H215ZM229 173V172H228ZM239 173H241V172H239ZM58 174V173H57ZM55 175V177H57L58 175ZM59 174V175H60ZM61 174V175H62ZM70 174H72V172H70ZM80 174V173H79ZM177 174V173H176ZM175 174V175H176ZM203 174V175H204ZM74 175V174H73ZM81 175V174H80ZM181 175V174H180ZM188 175V173L186 174V176ZM206 175H207V173H206ZM205 175V176H206ZM211 175V174H210ZM213 175V174H212ZM236 176H238L239 174H235ZM41 176V177H40ZM173 176V175H172ZM194 176V177H195ZM201 177L200 178H202V175H200ZM225 176H227L226 174H225ZM225 176H223L222 177V179L224 178V179H226L225 178ZM240 176V175H239ZM43 177V178H42ZM64 177H67V175L66 176H64ZM63 175L61 176V177H59L58 176V178L59 179H61L62 180V182H63ZM204 177V176H203ZM207 177V176H206ZM232 177V176H231ZM233 177H235V176H233ZM69 178V177H68ZM176 178H178V177H176ZM189 178H190V176H189ZM188 178V179H189ZM198 178H199V176H198ZM197 178V180L199 181V183L198 184H200V181L201 180H199ZM237 179H238V177H236ZM59 179H57V180H59ZM76 179V178H75ZM135 179V178H134ZM171 179V178H170ZM170 179H168V180H170ZM206 179V178H205ZM209 179V176H208V178L206 179V181ZM223 179V181H221L220 180V182H221V185L219 186L220 188H221V190L222 189H224V190H222L221 191V193L219 192V190L218 189H215L217 192H219L221 195H215L214 193V190H213V188L211 187V186H209L211 189L209 190H207V189H205L204 190V192H205V194L207 193L209 196H208V198L206 197V200L207 199H209V200H207L208 201V204H210L212 207H214V209H215V206H219L220 207V205H223L224 203L225 204H228V202H226V201H228L227 200V198H228V196L226 195H224V196H222V192L224 191V193L225 194H231L232 195V193H229V190L227 191V189H225L224 188V186L225 187H227L228 186V184H230V186H229V188H236V187H239V185H238V183H236L238 186H235V187H232V183H229V180L227 179V181H228V184L225 182L226 180H224ZM232 179H234V178H232ZM236 179V180H237ZM73 180H74V178H73ZM136 180V179H135ZM173 180V179H172ZM172 180H170L171 182H172ZM176 180V179H175ZM174 180V181H175ZM193 180H195V178L193 179ZM235 180V179H234ZM235 180V181H236ZM132 181H134V180H132ZM196 181V180H195ZM194 181V182H195ZM203 181V180H202ZM205 181V182H206ZM210 181V179L207 181V183ZM231 181H233V180H231ZM177 182V181H176ZM185 182V181H184ZM187 182H189L188 180H187ZM64 183V182H63ZM68 183V182H67ZM164 183H165V181H164ZM170 183V182H169ZM168 183V184H169ZM173 183V182H172ZM177 183H179V182H177ZM203 183V186H204V182H202ZM202 183L200 184V185H202ZM223 183H226V185H224L223 187H222V185H223ZM209 185H210V182L208 183ZM208 184L207 185H205V186H207V188H209L208 187ZM234 184V183H233ZM236 184H234V185H236ZM243 184V183H242ZM69 184H67L66 185V188H65V190H66V192H67V189H68V192H69V190H73V189H69L70 187L68 186ZM72 185V184H71ZM165 185V184H164ZM170 185V184H169ZM188 185V184H187ZM197 185V184H196ZM199 185V186H200ZM149 185H147V186H145V187H148ZM166 186V185H165ZM175 186V185H174ZM183 187V186H182ZM187 187V186H186ZM72 188V187H71ZM128 188V187H127ZM173 188V187H172ZM228 188V187H227ZM247 188V187H246ZM64 189V188H63ZM158 189H159V187H158ZM164 189H165V187H164ZM239 189H240V187H239ZM245 189V188H244ZM243 189V190H244ZM77 190V189H76ZM146 190H149V188L148 189H146ZM175 190H176V187H175ZM184 190V189H183ZM211 190H213L212 191V193L214 194V195H212L211 194ZM227 192H226V191ZM233 190V189H232ZM246 190V189H245ZM248 191L250 190V189H247ZM62 190L60 189L59 190V193L61 192ZM169 191V190H168ZM172 191H174V189L172 190ZM171 191V192H172ZM179 191V190H178ZM234 191V190H233ZM232 191V192H233ZM45 192V193H44ZM55 192V191H54ZM67 192V193H68ZM216 192V194H219V193H217ZM235 192H238V191H236L235 190ZM235 192L233 193V194H235ZM241 192H243V191H241ZM62 193V194H61ZM60 193V195H65V191H64V194H63V192H61ZM67 193H66V195H67ZM71 193V192H70ZM175 193V192H174ZM223 193V194H224ZM249 193H251V191L249 192ZM42 194H43V196H42ZM176 194H179V192L178 193H176ZM238 194V193H237ZM237 194H236V196H237ZM240 194V193H239ZM243 194H244V192H243ZM57 195V194H56ZM66 195H65V197H66ZM72 195V194H71ZM73 195H74V193H73ZM158 195V194H157ZM242 195V194H241ZM252 195V194H251ZM48 196V195H47ZM46 196V197H47ZM175 196H177V195H175ZM235 196V197H236ZM246 196V195H245ZM70 197V196H69ZM115 199V197L113 196V194L111 193V192H108V203H109V206L111 207V209L113 210L112 212H113V214H115L116 215V220H117V223H116V225H114V226H116L115 227V229L116 228H120V227H123V228H125V230H129V229H135V227L136 226H134V225H136V224H138V223H140V222H143V220H144V218L146 219V218H148L149 217V219L150 218H152L151 217V214L148 212V211H144V210H139L133 203L132 204H130V207L131 208H133V210L134 209H136L135 210V215H134V217H136V219L134 220V221H132V222H130V223H128L127 222V220H126V217H125V208L120 204L119 206L115 203V200L113 199V198ZM234 196L232 195V198H233ZM45 198V197H44ZM44 198H43V200H44ZM49 198H50V196H49ZM73 198H74V196H73ZM231 198V199H232ZM241 199V201H243V207H242V204H240L241 206L240 207H242V208H244V204H245V202L246 201H244V198L242 197H239L238 196V198L237 199ZM230 199V201H232ZM236 198H235V200L236 201H238ZM240 199H239V201H240ZM48 200V199H47ZM53 200V199H52ZM62 200V199H61ZM70 200V199H69ZM71 200H73L72 198H71ZM70 200V201H71ZM246 200H248V199H246ZM41 201H42V199H41ZM51 201V200H50ZM49 201V202H50ZM59 201H60V199H59ZM188 202H189V200H187ZM191 201V200H190ZM229 201V202H230ZM234 201V200H233ZM239 201H238V203H239ZM45 202H46V200H45ZM192 202V201H191ZM190 202V203H191ZM235 202V201H234ZM31 203V204H32ZM112 203V204H111ZM194 203V202H193ZM231 203V202H230ZM52 204V203H51ZM173 204V203H172ZM236 204V203H235ZM250 204V203H249ZM39 205V204H38ZM194 205V204H193ZM231 205V204H230ZM238 205V204H237ZM36 206H37V204H36ZM171 206V205H170ZM174 205H172V207H173ZM209 206V205H208ZM211 206H209V208H211ZM38 207H42L41 205L40 206H38ZM127 207V206H126ZM195 207V206H194ZM238 207V206H237ZM64 208V207H63ZM242 208H241V210H242ZM35 209H38L37 207L35 208ZM214 209H210L212 212L214 211ZM240 209V208H239ZM248 209V208H247ZM247 209H245V210H247ZM26 210V209H25ZM57 210V209H56ZM64 210V209H63ZM229 210V209H228ZM227 210V211H228ZM48 211V210H47ZM130 211V210H129ZM210 211V214L212 213ZM226 211V210H225ZM230 211V210H229ZM240 211V210H239ZM27 212V211H26ZM44 212V211H43ZM42 212V213H43ZM58 212V211H57ZM215 212H216V210H215ZM241 212V211H240ZM263 212V211H262ZM46 213V212H45ZM221 213V212H220ZM228 213V212H227ZM26 214V213H25ZM41 214V213H40ZM39 214V215H40ZM123 214V215H122ZM128 214V213H127ZM130 214V213H129ZM209 214V213H208ZM223 214H225L224 212H223ZM233 214V213H232ZM240 214V215H239ZM258 214V213H257ZM260 214V213H259ZM28 215V214H27ZM27 215H25V217L27 216ZM57 215V214H56ZM71 215V214H70ZM212 215H213V213H212ZM219 215V214H218ZM241 215H243L242 213H238V214H236V216H237V218H238V220H239V218H240V216ZM244 215H245V213H244ZM260 215H262V213L260 214ZM260 215H258L259 217H260ZM24 216V215H23ZM30 216V215H29ZM37 216H38V214H37ZM184 216V215H183ZM25 217H23V219L25 218ZM40 217V216H39ZM44 217V216H43ZM56 217L57 216H55V219H56ZM132 217V216H131ZM174 217H176V218H174ZM200 217V216H199ZM199 217H197V220H201V218H199ZM204 217H205V215H204ZM217 217V216H216ZM229 217V216H228ZM27 218V217H26ZM182 218V216H178L177 214H176V216H174L173 214L171 215V214H168V216H167V219H169V221H160V224L159 223H157V224H154V227H153V225H152V227H151V230H149V233H150V235L148 236V237H146L142 242L143 243H140V244H138V245H136V246H134L133 247V249H134V251L132 252H130V253H133V255H134V257H146V262L144 263V264H191L190 262H185L184 261V256H185V254H184V250H183V248H182V238L181 237H179V238H177L176 236L175 237H173V236H169V238L167 239V241L169 240H171V242H169V244H167L166 242H165V245L163 244V246H162V251H163V255H162V257H161V259L159 260V261H154L152 258H151V256H150V253H149V249H150V246H151V243H154L153 241H152V239H156V241H158L157 239H159L158 238V235L159 236H161L160 235V230H161V228H164V229H166V232L168 233V235L169 234H171L173 231H175V228H177V230H178V228H180V226L181 225H185L184 224V221H182L183 219H181ZM206 218V217H205ZM204 218V219H205ZM222 218H223V216H222ZM221 218V219H222ZM234 218V217H233ZM256 219H254L253 220V223H252V225L250 226V227H248L247 229L246 228H243L244 230H242V228L240 229L239 227H236L235 229H234V231H233V234H232V237H233V239L232 240H230V239H228L230 236H228V238H227V241H226V245L228 246L227 247V249H226V252H225V255H224V258L221 260V263L222 264H234V262H238L237 264H250V262H248L247 261V258L249 257V255H253L254 256V262H253V264H264V240L261 242V244L259 243L260 242V238L261 237H259L257 240H259L258 241V243L256 242L257 240H256V234L254 233V231H256L257 230V227L259 226L258 224H256V220H258L257 219V217H255ZM264 218V217H263ZM46 219V218H45ZM62 219V218H61ZM77 219V218H76ZM175 219V220H174ZM179 219H181L180 221H178ZM185 219V218H184ZM189 219V218H188ZM193 219V218H192ZM208 219V218H207ZM213 219V218H212ZM212 219H210V220H212ZM216 219H218V218H216ZM260 219V218H259ZM47 220V219H46ZM187 220V219H186ZM194 220H196V219H194ZM193 220V221H194ZM196 220V221H197ZM203 220V219H202ZM228 220V219H227ZM226 220V221H227ZM42 221H45L44 219L42 220ZM49 221H51V220H49ZM71 221V220H70ZM79 221H81V220H79ZM216 221V220H215ZM229 221V220H228ZM56 222V221H55ZM102 222V221H101ZM188 221H185V223H187ZM203 222H205L204 220H203ZM202 222V223H203ZM218 222V221H217ZM34 223V222H33ZM32 223V224H33ZM52 223H53V221H52ZM193 224H194V222H192ZM196 223V222H195ZM197 223H199V222H197ZM210 223V222H209ZM215 223V222H214ZM220 223V222H219ZM225 223V222H224ZM35 224H37V223H35ZM57 224V223H56ZM56 224H55V226H56ZM204 224V223H203ZM213 224V223H212ZM223 224V223H222ZM260 224V223H259ZM16 225H18V226H16ZM42 225V224H41ZM189 225V224H188ZM191 225V224H190ZM189 225V226H190ZM208 225V224H207ZM206 225V223L204 224V226H201V225H191L190 227H192V229H193V231L191 230V231H188L189 233H190V235H189V237H192V238H194V242H193V244L194 243H198V251L200 252V253H202V254H204V253H207L208 251H211V250H213V243H212V241H214L215 239H216V231H218V229H214L216 226H212L211 225V227H208ZM215 225V224H214ZM219 225H221V224H219ZM54 226V227H55ZM186 226V225H185ZM227 226V225H226ZM22 227V226H21ZM30 227V226H29ZM82 227V226H81ZM144 227V226H143ZM183 227V226H182ZM189 227V228H190ZM213 227V228H212ZM221 227V226H220ZM6 228H9V230H7ZM26 228V227H25ZM41 228V227H40ZM138 228V226L136 227V229ZM186 228V227H185ZM188 228V227H187ZM186 228V232H187V230L189 229H187ZM216 228H218V227H216ZM224 228V227H223ZM263 228V227H262ZM6 229V230H5ZM52 229V228H51ZM167 229L169 230V231H167ZM191 229V228H190ZM54 230V229H53ZM56 230V229H55ZM69 230V229H68ZM123 230V229H122ZM215 230V231H214ZM124 231V230H123ZM163 231V230H162ZM70 232V231H69ZM71 232H72V230H71ZM129 233H130V230L128 231ZM187 232V233H188ZM6 233V232H5ZM124 233V232H123ZM126 233H127V231H126ZM129 233H128V235H129ZM188 233V234H189ZM132 234V233H131ZM163 234V233H162ZM175 234H177V233H175ZM188 234H187V236H188ZM68 235V234H67ZM127 235V236H128ZM135 235V234H134ZM223 235V234H222ZM126 236V237H127ZM132 236V235H131ZM165 236V235H164ZM163 236V237H164ZM151 237V238H150ZM162 237V236H161ZM257 237H258V235H257ZM186 238L187 237H185V240H186ZM26 239V238H25ZM122 239H124V238H122ZM162 239H164V238H162ZM188 239V238H187ZM60 240V239H59ZM185 240H183V242L185 241ZM218 240V239H217ZM256 240V241H255ZM161 241H166V240H161ZM19 242V241H18ZM21 242V241H20ZM191 242H192V240H191ZM157 243H159V242H156L155 244L157 245ZM162 243V242H161ZM192 245V244H191ZM159 246H160V244H159ZM193 246V245H192ZM7 248V247H6ZM21 249V248H20ZM193 249V248H192ZM131 250V249H130ZM183 250V251H182ZM189 250H191V247L189 248ZM56 251V250H55ZM193 251H195V249H193ZM157 253V252H156ZM157 255V254H156ZM55 256V255H54ZM214 256H215V252H214ZM217 256V255H216ZM53 257V256H52ZM58 257V256H57ZM139 257H138V260H140L139 259ZM157 257V256H156ZM155 257V258H156ZM60 258V257H59ZM157 259V258H156ZM219 260V259H218ZM41 263V262H40ZM194 263V262H193ZM215 263H216V261H215Z\"/></svg>",
    "mask_w": 264,
    "mask_h": 264
}]
</instances>
